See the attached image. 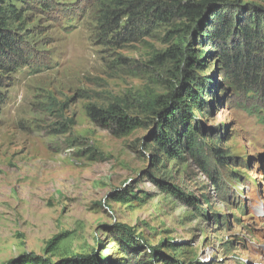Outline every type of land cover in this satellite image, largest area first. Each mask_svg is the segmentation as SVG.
Here are the masks:
<instances>
[{"label": "rangeland", "instance_id": "obj_1", "mask_svg": "<svg viewBox=\"0 0 264 264\" xmlns=\"http://www.w3.org/2000/svg\"><path fill=\"white\" fill-rule=\"evenodd\" d=\"M5 1L22 14L12 28L22 58L0 73V264H264V97L232 85L223 44L204 39L212 10L192 22L148 8L129 24L126 10L106 29L102 0ZM226 1L264 19V0ZM187 46L211 85L190 123L223 160L209 149L204 163L170 158L153 141L155 102L185 67L169 51ZM111 104L138 125L89 114Z\"/></svg>", "mask_w": 264, "mask_h": 264}, {"label": "trees", "instance_id": "obj_2", "mask_svg": "<svg viewBox=\"0 0 264 264\" xmlns=\"http://www.w3.org/2000/svg\"><path fill=\"white\" fill-rule=\"evenodd\" d=\"M15 1L25 3L28 0ZM157 2L151 0H102L100 21L106 29H112L113 25L120 22L126 10L129 24L134 20L133 18L143 13L140 10L144 9L142 17L144 22L151 10H155L153 15L155 19L165 21L166 6L168 5V7L176 9V15L186 16L193 22L203 16L206 10L211 9L213 20L209 24V18H207L206 24L201 30L204 39L218 40L223 44L220 56L223 65H225V70L229 71L232 85L237 89L252 93L253 96H257L256 98L261 94L264 97V34L261 35L259 32L260 28L264 32V19L263 16L260 17L259 12L253 11L252 14H248L245 11L242 16H238L236 12L234 14L237 8L229 10L230 3L226 0H201L194 4H182L180 1L170 4L163 1ZM216 4L217 6H215ZM220 7H225L228 12H222ZM148 8L151 9L149 12ZM21 18V12L12 2L0 0V73L5 70L12 71L16 61L22 58L20 36L12 29L13 24L19 22ZM237 25L240 26L239 30H237ZM208 26L210 29H208ZM237 32L242 35L239 37L241 43H231L233 45L229 47L231 41L229 35L231 33L237 34ZM180 44L182 45V41ZM224 45H228V47ZM259 49L262 52L257 54ZM169 55L177 58L178 56L182 57L185 67L181 69L178 86L166 98L155 102L161 106V110L155 112L158 115L160 125L153 141L160 148V151L167 153L170 158L181 157V153L187 151L197 158L200 163H204L205 154L209 149L213 151L219 160L225 159L223 152L215 147V143L212 142L211 138H207L209 139V145L201 143L197 139V122L190 123L193 117L192 111H203L205 101L202 97L207 93H211L209 80L204 77H197L194 72L196 70L194 68H197V70L204 68V60L199 57L200 52L196 53L190 46H187L184 49L171 50ZM89 114L93 119L99 120L104 125H115L122 131L138 125L136 119L129 117L123 108L117 104H111L105 109L92 107L89 109ZM167 189L168 192L176 194L186 201V198L180 196L174 189L169 187ZM189 203H192V201L190 200ZM69 264L78 263L75 261Z\"/></svg>", "mask_w": 264, "mask_h": 264}]
</instances>
